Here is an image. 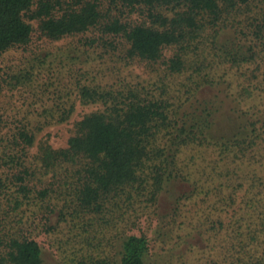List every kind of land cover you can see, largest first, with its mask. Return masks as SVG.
<instances>
[{"label":"trees","instance_id":"trees-1","mask_svg":"<svg viewBox=\"0 0 264 264\" xmlns=\"http://www.w3.org/2000/svg\"><path fill=\"white\" fill-rule=\"evenodd\" d=\"M109 1L116 14H105L100 0H0V63L30 44L29 20L54 42L99 29L115 53V39L122 38L126 61L157 65L163 51L175 47L162 64L173 79L188 77L173 93L165 85L160 94L129 84L79 83L80 102L104 109L76 124L66 148L39 144L40 168L55 181L41 190L30 184L26 153L36 136L18 129L10 147L21 150L4 163L18 172L16 189L12 177L0 175L7 212L45 204L42 227L61 233L55 242L64 264H264V0ZM253 6L262 12L250 21L251 32L230 43L224 32ZM126 10L141 11L147 22H125ZM97 43L87 38L84 45ZM51 56L10 68L0 93L5 84L41 86ZM60 79L42 86L62 94ZM227 98L237 108L223 129L218 116ZM253 99L261 102L243 110ZM65 101L55 102L52 122L72 116L74 105ZM3 217L0 264H43L40 230L27 235L18 220Z\"/></svg>","mask_w":264,"mask_h":264},{"label":"rangeland","instance_id":"rangeland-1","mask_svg":"<svg viewBox=\"0 0 264 264\" xmlns=\"http://www.w3.org/2000/svg\"><path fill=\"white\" fill-rule=\"evenodd\" d=\"M103 4V12L107 14V10H110L112 14H116V11L110 9L109 0H100ZM246 9L243 8V11ZM262 10L259 7L253 6V10L248 12L247 10L238 15L235 18V22L230 24L227 31L224 32L225 39H228L230 43L241 42V39L245 40L243 34L247 35L251 32L250 21L254 17L261 14ZM125 17V22L136 25L142 22H147L144 13L141 11L129 13ZM109 15V14H108ZM173 13L169 15V18L173 17ZM34 29L31 42L28 46L18 47L11 50L5 59L0 63V78L6 79V75L10 68L20 69L26 64V61H34L38 56L52 55L48 58V71L46 70L40 79L41 86L21 85V86H9L4 85L2 92L0 93V117L2 119L0 128V175L3 177H12V190H15L16 183L14 174H18L17 171H11L10 167L5 163L6 156L14 152L21 150L18 147H10V143L16 141V135L18 129H27L35 134V144L31 146L27 153L28 164L30 168L29 181L31 186L36 187L38 190L50 187V184L55 183L51 175H44L40 168V163L37 161V154L39 150V144L42 142H48L53 149H64L68 146V141L76 134V124L80 122L86 115L91 113L102 111L103 105H84L80 102L77 95L78 84L96 82L102 85H134L141 91L148 90L150 92L160 94L163 92L165 85H169L170 93H173L178 84L184 83L188 76L177 77L173 79L164 67V63H167L175 53L177 48L171 47L163 51L162 60L159 64L153 65L141 60L126 61L125 51L128 48L126 41L122 38L115 39L114 46L117 47L116 52L112 53V48L109 45H105L102 41H107L104 35L101 34L99 29L93 30L92 33L87 35H81L76 37H69L61 41H51L44 38L38 32V23L36 21L27 20ZM87 38L96 39L99 44L96 45L87 44L84 45ZM205 38V35H204ZM101 39V40H100ZM82 41V44H80ZM232 41V42H231ZM202 55V53H200ZM198 56L190 55L191 60H197ZM53 63V64H52ZM62 63V65H60ZM50 64H52L50 66ZM50 69V70H49ZM105 70L104 75H98L97 72ZM61 77L57 83V90L62 91V94H53L46 92L43 83L48 84L49 81L55 80ZM98 77V78H97ZM234 77H231L232 80ZM120 80V81H119ZM235 80V79H234ZM242 80V79H241ZM41 87V88H40ZM116 87V86H115ZM67 94V95H66ZM59 97L64 100H60ZM66 100V101H65ZM226 104L222 107V112L218 116L219 125L226 129L229 127L228 120L231 117L232 110L236 107L233 99L227 98ZM65 101L68 106L74 105V112L72 116L63 123L52 122L49 117V112H55V102ZM261 100L253 99V101L244 102L242 108L245 111L251 109L252 106L257 105ZM46 122V123H45ZM232 126V125H231ZM42 171V172H41ZM34 173V175H33ZM57 189V186L55 187ZM242 193L239 194V199ZM213 197V196H212ZM59 199V198H58ZM201 201L196 199L193 202H189L188 211L193 213L195 204ZM64 205L63 200L61 201ZM33 207L22 208L23 212H7L9 206L4 196H0V222L4 221L3 215H10L15 220H18L20 227L27 235H31L40 230L38 234H35L38 242L43 248L44 257L43 264H64L62 258L57 250L56 239L62 238L61 233L47 234L44 232L46 229L42 227L44 223L43 217L39 214V211L44 210L45 204L40 202L32 203ZM239 206V205H238ZM193 209V210H192ZM6 212V213H5ZM34 214V215H33ZM189 215H191L189 213ZM21 217V218H20ZM54 218V217H52ZM225 221L228 219L224 215ZM10 222V219L6 220ZM53 222H57L54 218ZM40 224L41 228H38ZM56 224V223H55ZM35 225V226H34ZM62 226L67 229L65 224ZM1 227V224H0ZM146 232L149 233V225H145ZM197 241L194 239L195 244ZM191 244V243H190ZM193 244L190 250L193 248ZM189 247V246H184Z\"/></svg>","mask_w":264,"mask_h":264}]
</instances>
